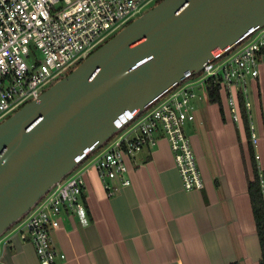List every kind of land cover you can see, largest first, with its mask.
<instances>
[{
	"label": "built area",
	"instance_id": "obj_1",
	"mask_svg": "<svg viewBox=\"0 0 264 264\" xmlns=\"http://www.w3.org/2000/svg\"><path fill=\"white\" fill-rule=\"evenodd\" d=\"M156 1L0 0V124L38 100ZM263 55L264 28H260L217 55L201 72L187 76L149 102L7 233L30 243L40 264H61L66 256L55 249L52 232L64 210L75 213L82 225L88 223L82 201L84 177L96 172L111 198L130 185L127 159L137 166V156L154 149L160 139L170 143L184 190L203 189L186 134L196 119V103L210 101L209 89L218 88L236 124L242 121V103L250 120V139L256 146L248 86L259 77ZM261 185L264 188L262 177Z\"/></svg>",
	"mask_w": 264,
	"mask_h": 264
},
{
	"label": "crops",
	"instance_id": "obj_2",
	"mask_svg": "<svg viewBox=\"0 0 264 264\" xmlns=\"http://www.w3.org/2000/svg\"><path fill=\"white\" fill-rule=\"evenodd\" d=\"M250 120L234 123L228 106L198 102L186 129L204 188L185 191L167 139L127 159L130 185L108 197L96 172L85 176L88 223L64 210L52 239L61 264H260L262 251L249 196L251 151L264 171V55L249 83ZM247 114V113H246ZM114 184V183H111ZM0 264H40L34 247L6 233Z\"/></svg>",
	"mask_w": 264,
	"mask_h": 264
},
{
	"label": "water",
	"instance_id": "obj_3",
	"mask_svg": "<svg viewBox=\"0 0 264 264\" xmlns=\"http://www.w3.org/2000/svg\"><path fill=\"white\" fill-rule=\"evenodd\" d=\"M264 28V0H162L0 124V239L145 106Z\"/></svg>",
	"mask_w": 264,
	"mask_h": 264
},
{
	"label": "trees",
	"instance_id": "obj_4",
	"mask_svg": "<svg viewBox=\"0 0 264 264\" xmlns=\"http://www.w3.org/2000/svg\"><path fill=\"white\" fill-rule=\"evenodd\" d=\"M210 101L212 103L221 104L222 95L220 94L218 88L212 87L209 89ZM240 106L243 108L242 103ZM243 111V118L247 122L246 112ZM242 118V119H243ZM251 162L253 169V180L249 182V196L251 200L253 215L256 222L257 233L260 240L262 259L260 264H264V188L261 185V177L264 181V171L259 169L256 156L254 151H251ZM236 264V263H235Z\"/></svg>",
	"mask_w": 264,
	"mask_h": 264
},
{
	"label": "rangeland",
	"instance_id": "obj_5",
	"mask_svg": "<svg viewBox=\"0 0 264 264\" xmlns=\"http://www.w3.org/2000/svg\"><path fill=\"white\" fill-rule=\"evenodd\" d=\"M162 0H158V1H156V2H153V3H151V4H149V6H148V9L147 10H150V9H152L155 5H156V3H159V2H161ZM146 10V11H147ZM115 34H117V33H115ZM114 36V35H113ZM113 36H111L110 38H112ZM109 40V39H108ZM107 40V41H108ZM10 116H12V115H10ZM9 116V117H10ZM9 117H7V118H9Z\"/></svg>",
	"mask_w": 264,
	"mask_h": 264
}]
</instances>
